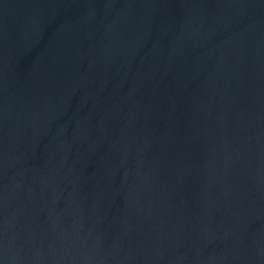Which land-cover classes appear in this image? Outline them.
Masks as SVG:
<instances>
[{"label": "water", "instance_id": "95a60500", "mask_svg": "<svg viewBox=\"0 0 264 264\" xmlns=\"http://www.w3.org/2000/svg\"><path fill=\"white\" fill-rule=\"evenodd\" d=\"M0 264H264V0H0Z\"/></svg>", "mask_w": 264, "mask_h": 264}]
</instances>
